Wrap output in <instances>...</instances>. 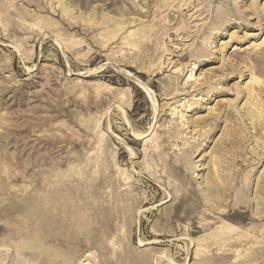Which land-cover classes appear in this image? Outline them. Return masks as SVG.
I'll use <instances>...</instances> for the list:
<instances>
[{
    "label": "rangeland",
    "instance_id": "obj_1",
    "mask_svg": "<svg viewBox=\"0 0 264 264\" xmlns=\"http://www.w3.org/2000/svg\"><path fill=\"white\" fill-rule=\"evenodd\" d=\"M53 249L264 264V0H0V264Z\"/></svg>",
    "mask_w": 264,
    "mask_h": 264
},
{
    "label": "bare ground",
    "instance_id": "obj_2",
    "mask_svg": "<svg viewBox=\"0 0 264 264\" xmlns=\"http://www.w3.org/2000/svg\"><path fill=\"white\" fill-rule=\"evenodd\" d=\"M226 235H223V234H221V235H217V237H218V239L219 238H223V237H225ZM42 238V237H41ZM41 238L39 237V236H37V235H35V236H31V238H30V240L24 245L25 247H27L28 249H30L32 252H35L37 249H38V247L40 246V241H41ZM45 239V238H44ZM48 247V246H47ZM41 248H42V246H41ZM50 250V249H49ZM46 251V250H45ZM50 252V251H49ZM51 252H54V260H58V261H61L62 262V264H69L70 262H69V258H67V257H65V255L64 254H61L59 251H56L55 252V250L53 249V250H51ZM50 252V253H51ZM65 252V251H64ZM43 253V252H42ZM66 253V252H65ZM69 253V252H68ZM33 255H34V258H35V256H36V253H32ZM71 254H72V252H71ZM39 256V255H38ZM53 259V258H52ZM36 260H37V258H36ZM47 262H49V261H47ZM55 262V261H54ZM60 262V263H61ZM33 264V263H32ZM55 264V263H54Z\"/></svg>",
    "mask_w": 264,
    "mask_h": 264
}]
</instances>
